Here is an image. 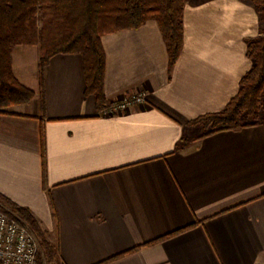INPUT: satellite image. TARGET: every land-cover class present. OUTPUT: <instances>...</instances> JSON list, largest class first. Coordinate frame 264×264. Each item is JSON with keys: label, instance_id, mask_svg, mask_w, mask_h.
I'll list each match as a JSON object with an SVG mask.
<instances>
[{"label": "crops", "instance_id": "obj_1", "mask_svg": "<svg viewBox=\"0 0 264 264\" xmlns=\"http://www.w3.org/2000/svg\"><path fill=\"white\" fill-rule=\"evenodd\" d=\"M183 28L172 71L155 20L102 37L106 99L147 96L111 117L85 95L81 55L41 70L39 46L12 50L34 98L0 115V195L49 232L60 263L264 264V126L200 140L190 126L238 94L258 15L251 0H188Z\"/></svg>", "mask_w": 264, "mask_h": 264}, {"label": "trees", "instance_id": "obj_2", "mask_svg": "<svg viewBox=\"0 0 264 264\" xmlns=\"http://www.w3.org/2000/svg\"><path fill=\"white\" fill-rule=\"evenodd\" d=\"M187 1L0 0V115H15L9 112L10 108L28 104L34 98V93L21 85L13 73L12 50L17 46H39L41 70L57 54L81 55L86 75L85 95L96 96L99 113L110 103L104 93V35L122 30H138L148 20H155L165 40L169 70L172 71L183 50V19ZM251 2L258 15L259 24L264 26V0ZM39 23H42L41 27ZM246 56L253 62V66L241 79L238 94L223 111L204 115L190 123V126H200L203 129V133L196 140L219 132L239 131L261 124L264 126V29L260 36L247 41ZM43 158L45 162V156ZM0 206L10 209L12 215L23 219L41 238L42 254L39 263L42 264L41 259H44L47 264H57L58 250L47 241L46 233L39 227L32 213L2 195ZM193 226L180 229L144 246L160 243Z\"/></svg>", "mask_w": 264, "mask_h": 264}, {"label": "built area", "instance_id": "obj_3", "mask_svg": "<svg viewBox=\"0 0 264 264\" xmlns=\"http://www.w3.org/2000/svg\"><path fill=\"white\" fill-rule=\"evenodd\" d=\"M146 101L147 96L141 92L124 95L110 101L108 107L100 114L103 117H111L130 113L134 109H142ZM38 255L39 243L35 233L17 217L0 208V263L40 264Z\"/></svg>", "mask_w": 264, "mask_h": 264}, {"label": "rangeland", "instance_id": "obj_4", "mask_svg": "<svg viewBox=\"0 0 264 264\" xmlns=\"http://www.w3.org/2000/svg\"><path fill=\"white\" fill-rule=\"evenodd\" d=\"M194 1H198V0H194ZM199 1H204V0H199ZM39 26L41 27L42 26V23H39ZM264 29V26H261L260 25V30H259V36L261 35V30H263ZM261 119H262V114H261ZM244 121L246 122V120L244 119ZM199 128H200V130H199V133L200 134H202L203 133V129H202V127H200V126H198ZM0 208L2 209V210H6L7 212H9V214H11L12 215V213H11V211H10V209H8V208H6V207H3V206H0ZM14 216V215H13ZM22 223H24L25 225H27L26 223H25V221H23V219H20L19 217H17ZM35 218V217H34ZM36 219V218H35ZM36 221H37V219H36ZM37 223H38V225H39V227L42 229V231H44L45 233H46V239H47V241L49 242V243H51V240H50V238H49V232L47 231V230H45L42 226H41V224L39 223V221H37ZM28 226V225H27ZM29 227V226H28ZM30 228V227H29ZM31 229V228H30ZM33 230V229H32ZM34 231V230H33ZM36 234V233H35ZM36 236H37V234H36ZM37 239H38V243H39V255H38V260L41 258V255L40 254H42V248H41V238H39L38 236H37ZM52 244V243H51ZM53 245V244H52ZM54 246V245H53ZM55 247V246H54ZM56 248V247H55ZM42 261L41 262H45V260L44 259H41ZM58 263H60L59 261H58Z\"/></svg>", "mask_w": 264, "mask_h": 264}]
</instances>
